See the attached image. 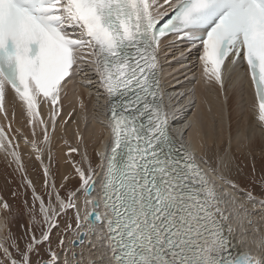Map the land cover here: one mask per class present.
Instances as JSON below:
<instances>
[{
    "label": "snow or ice",
    "instance_id": "obj_1",
    "mask_svg": "<svg viewBox=\"0 0 264 264\" xmlns=\"http://www.w3.org/2000/svg\"><path fill=\"white\" fill-rule=\"evenodd\" d=\"M193 50L217 109L190 122L185 144L169 121L164 65L169 52L176 59ZM84 62L95 77L85 73L81 86L106 95L110 144L87 168L68 148L80 186L70 189V174L59 185L54 178L53 141ZM241 70L264 126V0H0V114L8 121L0 151L32 193L19 233L9 227L11 206L0 203V264H264V159L249 169L227 152H217L216 168L207 158L209 133L215 142L217 125L223 131L239 108L229 87ZM9 92L26 117L31 137H21L41 163L43 192L26 173Z\"/></svg>",
    "mask_w": 264,
    "mask_h": 264
},
{
    "label": "bare ground",
    "instance_id": "obj_2",
    "mask_svg": "<svg viewBox=\"0 0 264 264\" xmlns=\"http://www.w3.org/2000/svg\"><path fill=\"white\" fill-rule=\"evenodd\" d=\"M168 55L170 58L171 53L169 52ZM174 61L175 59L171 60V62L169 63L170 67L168 69L167 67L164 66L165 67L164 75H165V79L167 80L164 100L167 106V110L169 112V121L170 124L172 125L173 135L179 138L180 140H183L185 144H188L190 137L184 135L185 133H188L187 126L196 117L203 115L205 118H209L212 114H214L217 109V101L214 98L213 93L205 92L204 85L200 77H199V83L196 84H194V82L191 81L190 77H188L186 80H183V75L186 74L185 73L186 69L189 68L191 65H194V63H190L185 67L181 66L177 69L180 62L175 61L174 63ZM97 92L98 94L96 95L90 94L91 95L90 96L89 93L84 91V86H81L79 78H77V80L75 81V86L69 85L68 99L63 101L64 105H62V111H61V116H63L64 119L68 121V123L65 124L63 120H60V124L62 125V128L54 134L55 136H61L64 141L65 140L68 141L67 144H65L61 139H58L56 141V143L58 144L56 146V148H58L57 153L59 155L61 153V159L63 160L62 162V166H63L62 168L64 173L63 176L69 175L70 172L69 170H71V172H73L74 174V170L70 164L67 165L66 168L64 167L65 161L69 159L65 153V151H68V146L73 145V147L75 146V148H78L79 145L81 147V144L85 142L83 144L85 145L88 144L89 150H90V146L95 147L97 149L98 158L100 157L99 154L101 153L106 154L107 152L108 146L110 144V134L106 127L105 97L104 95L100 94L101 92L98 88H97ZM77 95L83 100V104H84L83 108L80 107V103L76 98ZM233 95L235 96V100L239 101V108L237 110L238 112L234 113V115H236L237 113L240 114L241 115L240 120L239 117L236 116L234 117L235 119L232 120L233 123L231 121L229 124L228 123V120L230 119L229 116L225 122L223 131H221L219 125H217L215 142H213L211 138V133H209L210 138L208 141L207 152L210 154L212 153L213 150L218 151L217 149H219V152L222 150L223 151L227 150L226 141L228 142L227 146L234 145L233 147L236 148L237 152H243V153H251L252 150L259 151L260 144L257 143V145L256 144L253 145L254 147L252 146V144L258 142V140H260L264 146V126H261L257 122V120L254 118L253 113L250 111L249 106L253 102V92H252L251 84L248 81L247 76L244 75L242 70L235 73L232 77V84L229 87V96L233 97ZM205 100H207V103L205 102ZM63 106H65V108H63ZM5 107L9 113V120H11L13 130L20 129V133H15L17 135V138L19 139L20 146L22 145L20 142H23V144L25 145L24 141L22 140L21 133L23 135L29 136L30 138L31 137L30 129L26 125V117L21 107L18 104L13 103V94H11L10 92L8 94V98L5 103ZM209 107L213 109L212 114L208 112ZM13 110L15 111L14 120L12 119L11 116ZM47 111L48 110L45 109V116L47 115ZM67 113H70L71 115L69 116L67 115ZM7 124L8 121H5L3 114H0V125H4L6 127ZM233 125L235 127L229 132V135H227L228 133L227 129H230ZM77 132H79L81 139H77ZM20 139L22 141H20ZM191 139L193 143L196 142L195 138H191ZM212 145L213 147L210 148ZM215 145H217V147L219 146L220 148L216 149ZM230 150L228 148L227 151ZM31 152L32 150L30 151V153ZM62 152L64 153V155L62 154ZM258 153L261 154L262 152L259 151ZM199 154H203V153L197 152L198 156H200ZM59 155L58 157L60 159ZM29 157L30 154L28 152L25 154L24 159L26 158L27 160ZM31 159L30 161L33 160ZM36 160L37 159H35V161ZM209 177L211 178V180L213 179V175L210 172H209ZM62 181L63 180H61L60 182ZM4 231L5 230L2 227H0V239H2V237L4 236ZM91 239L92 237L91 235H89V237L85 241V244H87Z\"/></svg>",
    "mask_w": 264,
    "mask_h": 264
},
{
    "label": "rangeland",
    "instance_id": "obj_3",
    "mask_svg": "<svg viewBox=\"0 0 264 264\" xmlns=\"http://www.w3.org/2000/svg\"><path fill=\"white\" fill-rule=\"evenodd\" d=\"M84 76H85V72H82L81 75L79 76V80L81 81L82 79H84ZM84 91L89 93V95L90 94H92V95L98 94L97 87L94 86V85L84 86ZM90 96H88V97H90ZM87 100H88V98H87ZM63 105H64V103H63ZM63 108H65V106H63ZM236 112H238V111L236 110L230 115V119L228 120L229 124H230V122L233 119H235L234 117H236V116H238L239 120H240L241 115L238 114V113L236 115H234V113H236ZM232 123H233V121H232ZM234 127L235 126L233 125L230 129H227L228 130L227 135H229V132ZM58 139H61L64 142V140L62 139L61 136H55V139H54L55 142L53 141V143H54V149H53V157H54L53 158V165H54V167L52 168V171L55 173V177L54 178H55V180L57 182V185H59L61 183L60 181L63 180V174H64L63 173V168H62L63 167L62 166L63 160L61 159V153L59 155L57 153V151H58L57 149L58 148H56V146L58 145L56 143V141ZM22 140L20 139V141H22ZM20 143L22 145L20 146L19 152L21 154V157H22V160H23V163H24V166H25L26 173H27V175H28V177L30 179H32L33 181L36 182V187H37L38 191L43 192V170H42L41 163H40V161H37V160H36L37 162L35 161V159H36L35 158V153H33V154H32V152L30 153V151L32 150L30 146H28L26 144H25L26 145L25 146L23 144V142H20ZM83 143H85V142H83ZM227 143L228 142L226 141V149L228 150V148H229V149H231L230 151H227L224 148L225 151L222 150V151L219 152V149H217V148H220V147L219 146L217 147V145H215L216 146L215 148L218 151L213 150L211 154L208 153V157L207 158L209 159V162H210V165H211L212 168H216L217 167V160H216L217 152H219V154L221 156H224L225 153L227 152L228 155H230L231 157H234V160L232 161V163L234 165L235 164H240L241 166L247 165V167L249 169L251 167V162H252L253 158H255L258 163H259V161L264 159V152H263L264 146H263V143L260 140H258V142H256V143H253L252 146L255 145V144L257 145V143L260 144V150L259 151L262 152L261 153L262 155L259 154L258 153L259 151H257V150L256 151L252 150L251 153L237 152L236 148L233 147L234 145L227 146ZM82 144H81V147H80V145L78 146V148H77L78 152L77 153H72L71 154V160L74 161L78 166H83L84 168L88 167V163L89 162L93 166L98 165L100 157L98 158L97 149L95 147H91L90 146V150H89L88 144H86V145L85 144L82 145ZM69 147H73V145L68 146V148ZM84 147H86V148H84ZM212 147H213V145L210 148H212ZM28 152L30 154V157L33 160L30 157L27 160H26V158L24 159L25 154L28 153ZM65 153H67V151H65ZM62 154L64 155L63 152H62ZM58 155L60 156V159H58V161H57ZM199 155H203V154H199ZM27 156H28V154H27ZM30 159L32 161H30ZM68 160L65 161V164H64L65 168H66L67 165L70 164L68 162ZM95 162H97V163H95ZM44 163L48 164L47 152H45V155H44ZM57 163H58V170H57V167H55V165H57ZM69 171H70L69 174L71 175V177H70V180H69V183H68V187L70 189H79V187H80L79 186V181H78V178L75 177V172L73 174V172H71V170H69ZM61 191H63V190H61ZM14 193H15V195H14ZM83 199L84 198L81 197V202H82ZM25 200H28V202L31 203V200H32L31 189H28L25 185H23V174L17 170V166H16L15 162L13 161V159L10 156H8L7 154H5L3 151H0V203L7 202L11 206V212L8 214L9 227L11 228V230L14 233H19L20 231H22L20 229V224L21 223L27 224L28 216H27V212H26V208H25V204H24ZM2 215H4V213L1 210L0 211V216H2Z\"/></svg>",
    "mask_w": 264,
    "mask_h": 264
}]
</instances>
